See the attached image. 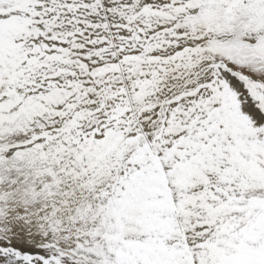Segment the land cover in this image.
I'll list each match as a JSON object with an SVG mask.
<instances>
[{
    "label": "bare ground",
    "instance_id": "6f19581e",
    "mask_svg": "<svg viewBox=\"0 0 264 264\" xmlns=\"http://www.w3.org/2000/svg\"><path fill=\"white\" fill-rule=\"evenodd\" d=\"M142 1L103 0V19L96 0H64L55 3L68 11L63 15L86 22L65 23L52 17L56 6L44 14L51 18L36 35L42 50L38 44L11 39L13 43L0 50L1 64L19 78L26 69L25 77L35 85L20 82L12 89L14 96H23L20 103L27 98L21 114L47 116V122L33 121V126L45 127L33 134L34 141L41 142L45 136L54 140L59 133L54 126L65 131L71 127L54 107L67 104L75 112L77 125L71 135L65 133L66 142L57 140V153L66 160V172L73 163L93 165L81 178L85 189L103 176L93 187L103 190L101 203L116 189L110 202L122 212L127 231L123 236L134 263L264 264V233L258 232L264 231V210L233 207L243 202L244 194L264 202L263 132L259 135L249 123L251 109L237 95L250 91L263 96L264 88L239 82L197 50L201 38L224 30L215 31L214 22L205 20V12L213 11L211 1L202 8L196 0ZM249 6L252 9L237 18L258 16L264 25V0H250ZM257 33L264 36V28ZM47 38L48 50L59 54H51L44 69L62 72L44 80L38 67L30 69L35 62L23 51L36 49L42 54ZM73 79L90 87L89 95L76 104L67 97L76 93L68 82ZM205 82L209 86L204 87ZM160 97L164 101L159 104ZM145 117L146 137L138 133L121 139L126 128L133 134L141 130ZM0 135L6 137L1 131ZM63 145L75 148L72 155L79 149L86 155L71 159ZM164 190L172 210L159 195ZM102 210L108 213L107 208ZM173 218L177 232L169 222ZM243 237L248 240L240 241ZM209 243L219 253L206 261Z\"/></svg>",
    "mask_w": 264,
    "mask_h": 264
},
{
    "label": "rangeland",
    "instance_id": "374dc122",
    "mask_svg": "<svg viewBox=\"0 0 264 264\" xmlns=\"http://www.w3.org/2000/svg\"><path fill=\"white\" fill-rule=\"evenodd\" d=\"M63 1L0 0V50L13 43L16 38L23 43L38 44L37 49H41V43L36 40V35L42 33V29L51 18L45 17L44 14L56 6L57 9L52 17L65 23L86 22L81 18L74 19L70 14L64 16V12L68 11L55 4ZM196 1L198 8L211 1L213 11L205 12V20L214 22L215 31L224 29L218 32L220 35L200 39V47L197 49L200 54L207 55L211 58L213 66L230 72L239 82L247 80L264 88V36L260 37L257 33L264 28V25L258 16L247 21L237 18V14H246L252 9L249 6L250 0ZM96 3L103 19H106L103 0H96ZM129 7L130 5L126 6ZM94 20V17H90L89 21L94 23ZM255 21L257 23H254ZM250 31L251 34L248 35ZM201 33L204 34L203 31H199L198 34ZM57 34L62 33L58 31ZM48 41L47 38L42 54L36 49L23 51L24 55L33 57L35 62L30 69L36 70L38 67L37 71L44 80H49L55 74L62 72L60 68L44 69L52 58L51 54H59L48 50ZM113 45L118 48L120 43L114 39ZM1 63L0 60V131L6 134V137L0 135V264H136L126 248L128 240L123 236L127 231L122 222V212L116 210L115 205L110 202L111 195H114L116 189L110 193L105 203H101L103 190L97 191L93 187L99 181H103V176L91 181L88 189H85L81 178L93 168V165L73 163L72 168L66 172V160L57 153V140L61 138L66 142L65 133L71 135L77 125L75 112L68 108L67 104L54 107L65 115L71 127L65 131L54 126L59 130L54 140L51 141V138L45 136L41 142H35L33 134L41 132L45 127L42 125L35 127L33 121L47 122L48 118L46 115L37 119L26 118L21 111L24 110L22 104L27 102V98L20 103V98L23 96H14L12 92L13 88L21 86L20 82L35 86L32 84L34 80L29 81L25 77L27 71L24 68L22 78H19L14 71L8 74L5 63ZM68 82L70 86L76 87L75 94L67 95L69 100L75 101V104L78 103L76 100L89 95L90 87L81 79ZM205 86H209V83L205 82ZM237 95L251 109L249 123L258 128L259 135L263 132L261 135L264 140V95L260 96L250 91L238 92ZM49 100L51 101L50 97ZM163 101L160 97L159 104ZM147 119L148 117L144 118L142 122L145 126L135 134L130 133L126 128L127 132L121 136V139L126 136H136L138 133L146 137ZM95 143L96 140L92 146ZM141 146L144 147V141L141 142ZM65 149L67 148L63 145L62 151ZM67 150L71 159L81 160L86 155L83 149H79L75 155H72L74 147H68ZM260 179L264 182V177ZM159 195H162L163 203L172 210L165 198L166 190ZM240 199H244L242 203H233V207H238V210L245 212L264 210V202L258 197L244 194ZM103 208H107V214H102ZM102 222L105 224L104 228L101 227ZM169 222L177 232V219H169ZM258 232L264 233L260 230ZM34 237H41L49 242L56 239L65 247L83 243L97 249L102 261L95 263L75 256L64 248L33 246L30 240ZM244 240H248V237L240 239L242 242ZM218 253L219 251H215L209 243L206 261L216 258Z\"/></svg>",
    "mask_w": 264,
    "mask_h": 264
},
{
    "label": "water",
    "instance_id": "95a60500",
    "mask_svg": "<svg viewBox=\"0 0 264 264\" xmlns=\"http://www.w3.org/2000/svg\"><path fill=\"white\" fill-rule=\"evenodd\" d=\"M30 242L33 246L64 248L75 256L83 257L84 259L91 260L95 263H100L102 261L101 254L97 249L91 246H86L83 243H77L73 247H65L59 240L55 239L54 241L49 242L41 237H34Z\"/></svg>",
    "mask_w": 264,
    "mask_h": 264
}]
</instances>
